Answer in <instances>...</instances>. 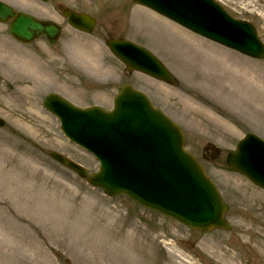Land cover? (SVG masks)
<instances>
[{
    "label": "rangeland",
    "instance_id": "1",
    "mask_svg": "<svg viewBox=\"0 0 264 264\" xmlns=\"http://www.w3.org/2000/svg\"><path fill=\"white\" fill-rule=\"evenodd\" d=\"M0 1L63 27L55 46H20L0 25V264H264V193L224 165L246 134L264 139V59L199 38L131 0ZM214 1L264 43V0ZM65 8L92 16L94 33L71 30L60 17ZM109 38L159 57L175 86L126 75L104 45ZM127 84L180 126L229 206V232L192 231L124 197L108 199L49 158L98 170L42 108L45 96L108 111Z\"/></svg>",
    "mask_w": 264,
    "mask_h": 264
},
{
    "label": "water",
    "instance_id": "2",
    "mask_svg": "<svg viewBox=\"0 0 264 264\" xmlns=\"http://www.w3.org/2000/svg\"><path fill=\"white\" fill-rule=\"evenodd\" d=\"M132 1L247 57L261 59L264 56V47L253 27L233 21L211 0ZM63 15L68 16L73 28L92 32L95 23L87 16L69 12ZM10 20L9 33L20 43H31L43 35L53 44L60 36L57 26L17 14L0 3V22ZM107 46L128 72L138 71L173 84L171 75L143 49L126 41H109ZM44 107L57 116L69 140L99 161V173L88 179L92 186L110 197L125 195L140 206L192 229L204 232L212 228L229 229L222 220L227 207L200 166L184 152L182 133L161 112L153 109L142 94L128 86L122 87L112 113L95 108L81 111L57 96H48ZM51 157L85 178L83 169L59 155ZM226 164L264 190L263 141L246 136L236 152L227 156Z\"/></svg>",
    "mask_w": 264,
    "mask_h": 264
}]
</instances>
